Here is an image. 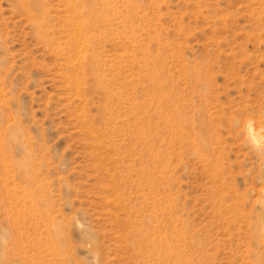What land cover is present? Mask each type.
I'll return each mask as SVG.
<instances>
[{"label":"rangeland","instance_id":"374dc122","mask_svg":"<svg viewBox=\"0 0 264 264\" xmlns=\"http://www.w3.org/2000/svg\"><path fill=\"white\" fill-rule=\"evenodd\" d=\"M263 120L264 0H0V264H264Z\"/></svg>","mask_w":264,"mask_h":264},{"label":"bare ground","instance_id":"6f19581e","mask_svg":"<svg viewBox=\"0 0 264 264\" xmlns=\"http://www.w3.org/2000/svg\"><path fill=\"white\" fill-rule=\"evenodd\" d=\"M262 119H263V117H262ZM247 122V121H246ZM250 123H251V121H250ZM247 124V125H245V126H247L248 127V133H250L251 135H250V137H251V139L253 140L254 138L257 140V143H255V141H254V143L256 144L255 145V150L256 151H261L262 152V150H264V143L263 142H260L259 140H260V137H261V135H262V132H264V120L263 121H261V123H260V127H259V129H258V131H256V130H254L253 128H254V126H253V128H252V125L251 124ZM253 123V122H252ZM254 136V138H252ZM263 137V136H262ZM250 139V140H251ZM263 139H264V137H263ZM262 139V140H263ZM264 152V151H263ZM263 241H264V238H263ZM161 246H164V248H163V251L161 252ZM150 247H151V249L154 251V253L157 251V253H158V255H159V259H162L163 261H165V262H167V261H169L170 260V258L172 257V255L175 253V254H179V250L177 249V250H175L176 248H174L173 250H172V247H171V245H170V243L168 242V238L166 237V239H165V243H158V242H156V241H154V240H151V245H150ZM156 254V253H155Z\"/></svg>","mask_w":264,"mask_h":264}]
</instances>
